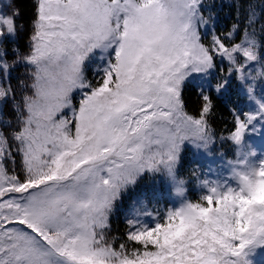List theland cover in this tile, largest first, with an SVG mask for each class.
<instances>
[{"label": "rangeland", "instance_id": "rangeland-1", "mask_svg": "<svg viewBox=\"0 0 264 264\" xmlns=\"http://www.w3.org/2000/svg\"><path fill=\"white\" fill-rule=\"evenodd\" d=\"M8 1L0 0V29L5 23L4 8L8 5ZM202 1H39L40 18L36 41L37 46L47 53L48 62L58 60L55 63L57 68L62 63L64 71L67 68L74 71V63L78 64L80 69L84 66V62L94 60L102 76L118 56L119 74L115 77L116 85L111 83L115 73L109 72L105 74L103 87L96 91L85 87L86 90L77 108L81 111L78 110L75 117L77 124L79 121V130L82 133L80 139L66 140L62 136L54 139L50 137L51 135H44L41 132L39 133L41 140L29 134L25 135L23 142L26 144V150L32 153V157L26 160L29 162V167L34 168L35 174L26 184L22 186L17 184L16 187L10 188L14 193L29 192L24 201H20L19 196L12 197V200L8 197L4 198L5 204L12 202L18 206L16 210L20 217L9 215L1 210L0 206V264H44L41 260L42 254L46 251L43 249L45 243H48L53 251L54 246L57 249L65 248L64 256L70 260L65 264H98L96 259H102L108 254H117L111 249H101L104 245V243L101 246L99 244L101 230L96 239L90 241L93 234L88 230V226L98 225L93 223L97 220L101 222L97 228L107 227L111 219L109 218L110 201L119 189L116 183L123 179L120 170L125 172L122 168H126V171L134 169L132 182L135 184L136 176L140 175L139 170L143 167L142 164L145 163L147 168H150L154 156H159L161 160V156L166 155L168 161L164 160L165 165L161 166L162 172L169 171L165 182L175 190L172 198L176 199V203L173 201L166 213L160 211L163 217H170L177 210L181 215L179 222H186L196 216L198 208L190 205L188 201L182 202V198H185V186L183 181L175 176V169L172 170L170 162L181 156L182 148L170 150L169 153L165 150L164 153H159L155 145L161 143V140L167 142L173 140L171 134H175V123L178 122L179 117L175 104L177 91L188 78L189 70L186 68L200 66L203 69L209 66V56H213L211 52L215 49L214 43L208 45L209 41H206L207 43L201 41V36L204 34L201 30V19L204 21L201 13ZM54 28L59 33L56 43H54ZM102 58H105V62L100 66L98 63ZM143 66L146 67L145 71ZM159 66H168L165 67L168 70L155 76L154 70ZM95 72L96 69L94 75ZM49 77L53 79L51 72ZM42 87L40 86L39 97L52 102L53 96L49 100L47 92L43 91ZM53 91L51 93H54ZM92 99L97 102L93 104ZM40 104L38 109L32 108L31 116L36 126L43 127L44 120L47 121L43 116L47 118L48 114L40 112ZM79 114L83 118L79 117ZM131 122L135 123L133 129L130 127ZM236 125L234 135L237 134L238 137L240 160L238 163H231L232 167L224 162L221 166L215 164L211 169L208 168L206 179L202 181L203 185H200L199 192L201 198L215 196L218 192L226 197L223 203L232 205L227 212L226 224L238 233V216L233 211L234 205L249 194L257 200L264 197V151L262 153L252 139L247 137L249 134L245 132L243 122L236 121ZM98 128L104 132L110 147L104 145L100 148L99 160L89 164L91 167H88L90 169L85 175L81 173L85 169L82 166L79 168L81 171L77 170L73 174L74 178H69L70 176L65 178L66 189L54 191L53 187H56L53 177L54 165L58 166L57 172L68 169L64 164L72 168L75 164L73 160L77 159L75 152L82 151L81 147L76 149V146H79L77 143L85 136L86 140L91 142ZM193 128L192 130L195 131V127ZM177 131L179 134L185 133L180 129ZM193 131L191 134L196 135ZM201 139L198 137L197 142ZM73 144L74 151H70ZM163 145L166 146L164 143ZM202 146H206L204 140L196 148L203 149ZM92 148L94 149V146ZM40 153L45 157L43 162L38 159ZM174 156L176 157L173 159ZM159 171L160 167L156 168V172ZM90 174L91 178L87 176ZM99 177L102 178L103 183H107L106 188L100 186ZM48 182L50 183L47 184ZM38 187H42L43 190H37ZM27 188L32 189L27 191ZM0 189L3 190L2 187ZM0 196H2L1 192ZM232 197L234 200L231 201ZM144 199L143 197L131 202L123 212L122 221L128 229L126 234L128 239L135 243L159 247L162 236L165 234L167 236L169 230L162 232L155 227V217L152 219L146 214ZM112 204H116V200ZM259 208L260 221H264V208H261L260 204ZM179 222L173 227L174 230L169 232L171 244L169 249H176L179 244L174 240L179 239L176 236L178 228L185 230L184 223ZM247 238L246 247L249 245L250 250V255H248L249 251H246L247 264H264V234ZM241 244L244 245L243 242ZM48 252L49 249L46 253ZM207 254L205 256L198 254L197 258L207 264H213L212 253ZM117 262L120 264L119 259Z\"/></svg>", "mask_w": 264, "mask_h": 264}, {"label": "trees", "instance_id": "trees-1", "mask_svg": "<svg viewBox=\"0 0 264 264\" xmlns=\"http://www.w3.org/2000/svg\"><path fill=\"white\" fill-rule=\"evenodd\" d=\"M39 1L9 0L4 8L5 23L0 29V188H3L2 191L0 189V206L1 210L14 217H20L16 210L18 206L12 202L5 204L4 198L12 200V197L19 196L20 201L25 199L29 192L14 193L10 188L16 187L17 184H26L35 174L34 168L28 165L27 160L32 157V153L26 150V144L23 142L25 135L29 134L41 140V132L51 135L54 139L61 136L66 140L80 139L82 133L75 117L85 87H90L93 91L103 87L105 74L109 72L115 73L111 83L116 85L115 77L119 74L118 56L102 76L94 60L84 62L80 69L79 65L74 63V71L69 68L64 71L62 63L57 68L55 63L58 60L48 62L47 53L37 46L36 41L40 18ZM201 13L204 21L207 20H202L204 27L210 30L209 35L201 36V41H209L208 45L214 43L215 49L211 52L213 56H209V66L203 69L200 66L186 68L189 70L188 78L177 91L175 104L179 117L175 123V134H171L173 140H161V143L155 145L159 153H164V150L169 153L170 150L182 148L181 156L170 162L172 170L175 169V176L181 179L185 186V198H182V202H190V205L198 208V213L186 222H179V210L167 218L161 214L160 211L167 212L173 201L176 203V199L172 198L175 194L174 188L165 182L169 171L162 172L164 160L168 161L166 155L161 156V160L159 156L152 157L150 168H147V164H142L135 184L132 182L134 169L126 171V168H122L125 172L120 170L123 179L116 183L119 189L110 201L111 219L107 227L97 228L101 224L97 220L93 223L98 225L88 226V230L93 234L90 241L96 239L101 230L99 244L101 246L104 243L101 249H111L117 253L96 259L98 264H118L117 259L120 264H207L197 258L198 254L205 256L207 253H212L213 264H247L246 251H249L250 255L249 245L246 247L247 237L264 234V221H260L258 212L261 211L259 204L264 208V197L257 200L249 194L234 205L233 211L238 216L237 233L226 224L227 212L232 206L223 203L226 197L218 192L215 196L202 199L199 192L208 168L211 169L215 164L221 166L224 162L232 167L231 163H238L240 160L238 137L237 134L234 135L237 129L236 121L243 122L244 128L258 145L264 146V0H203ZM57 31L54 28V43L59 37ZM104 60L105 58H102L98 64L102 66ZM143 67L145 71L146 67ZM165 67L168 66H159L154 70V75L168 70ZM94 69L97 70L96 75ZM50 72L53 79L49 77ZM40 86L44 87L42 89L47 92L49 100L53 96L52 102L39 97ZM52 90L54 93H51ZM96 102L92 99L93 104ZM39 104L40 112L48 114L47 118L42 115L47 119L44 120L43 127L36 126L31 116L32 108L38 109ZM79 117L83 118L80 114ZM131 123L130 127L133 129L135 123ZM193 127L195 131L192 130ZM177 129L185 133L179 134ZM192 131L196 132V135L191 134ZM96 132L91 142L87 141L85 136L77 143L79 146H76V149L81 147L82 151L75 152L77 159L73 160L75 164L72 168L64 164L68 169L57 172L58 166L54 165V191L66 189L65 178H74L73 174L82 166L85 169L79 171L85 175L90 169L88 167H91L89 164L99 160L100 148L104 145L110 147L102 129L98 128ZM180 136L183 138H179ZM198 137L202 139L197 142ZM202 140L206 146H202L203 149L196 148ZM73 148L74 144L70 151H74ZM38 157L42 162L45 160L42 153ZM159 167L160 171L156 172ZM87 176L91 178V174ZM98 182L106 188L107 183H103L102 178L99 177ZM40 188L37 190H43ZM30 189L32 188H27V191ZM143 197L146 214L152 219L155 217V227L162 232L169 230L167 236H162L159 247L135 243L128 239L126 234L128 229L122 221L123 212L131 202ZM119 198L120 200H117ZM114 200L116 204H112ZM177 222L184 223L183 226L186 227L185 230L178 228L176 236L179 239L174 240L179 244L176 249H169V232L174 230ZM43 249L46 251L42 254L41 263L65 264L70 261L64 256L65 248L57 249L54 246L53 251L50 245L45 243Z\"/></svg>", "mask_w": 264, "mask_h": 264}]
</instances>
